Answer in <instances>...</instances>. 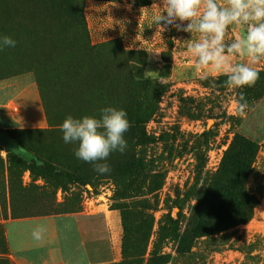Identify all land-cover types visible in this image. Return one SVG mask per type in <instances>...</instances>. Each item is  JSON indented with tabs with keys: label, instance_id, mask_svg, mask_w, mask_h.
Here are the masks:
<instances>
[{
	"label": "rangeland",
	"instance_id": "374dc122",
	"mask_svg": "<svg viewBox=\"0 0 264 264\" xmlns=\"http://www.w3.org/2000/svg\"><path fill=\"white\" fill-rule=\"evenodd\" d=\"M156 3L158 0H68L75 10L69 16L60 0H0V34L17 41L16 47L0 51V77H5L0 79V127L9 128L18 120L42 124L43 104L58 119L53 122L69 115H96L104 106L122 108L130 122L128 113L139 121L125 134L126 152L113 153L107 159L111 172L105 175H98L91 163L75 156L72 159L82 163L75 173L72 168L54 173L41 160L31 170L0 146V264H15L5 238V224L14 219L12 199L21 207L28 202L32 211L39 206V192L21 190L32 183L42 186L50 182L45 193L55 191L49 215L72 206L76 212L69 208L62 214L105 217L118 251L113 260L116 264H139L123 258V239L128 231V244L135 240L141 244L150 229L144 250L137 248L145 264L158 221L167 215L176 218L178 201L182 203V231L197 202V192L210 184L236 131L258 139L255 165L264 171V94L253 100L244 90L248 87L228 89L223 86L226 77L219 74L212 77L215 87L201 80L194 71L195 58L187 51L195 34L191 38L175 29L156 34L152 18L163 11ZM35 9L36 23L32 24L28 13ZM80 10L83 20L75 17ZM84 24L87 33L81 29ZM242 34L243 28L230 27L226 40ZM256 67L264 73V61ZM141 74L155 85L138 83L135 77ZM28 75L35 81L34 89L14 90L17 97L13 92L9 95L5 81ZM261 78L251 93L264 89V74ZM241 93L248 103L243 112L239 110ZM91 95L96 98L90 99ZM54 135L64 143L62 133ZM39 138L45 139L44 134ZM7 142L21 152L11 140ZM154 203V209L140 206ZM45 222L10 224L11 244L20 249L23 234L46 228ZM58 231L60 234L61 229ZM160 255L165 257L163 264H264V198L246 224L203 237L190 253H178L177 241L167 238Z\"/></svg>",
	"mask_w": 264,
	"mask_h": 264
},
{
	"label": "trees",
	"instance_id": "16d2710c",
	"mask_svg": "<svg viewBox=\"0 0 264 264\" xmlns=\"http://www.w3.org/2000/svg\"><path fill=\"white\" fill-rule=\"evenodd\" d=\"M49 1L52 3H59V0ZM60 1L65 5L63 8L64 12L69 16H74L75 10L72 8L73 6L71 4H68V0ZM45 8L48 10V7ZM33 13H37V10L29 11L27 19L28 22L32 24L36 23V20L33 18ZM81 13L80 10L78 13L79 15L75 16L79 20H83V15ZM55 28H57V25ZM81 29L87 33L85 24ZM259 73V79L256 84L261 82V76L264 74L262 71H259ZM4 78L5 77H0L1 80ZM135 80L138 83H143V86L150 87L155 85L153 79L145 78L143 74L136 76ZM244 90L249 92L247 94L254 98L253 100L260 99L264 94V89H259L255 93H251L254 91L252 86ZM60 91H62V89H60ZM93 98L95 99L96 96L93 97L91 95L90 99ZM50 108L51 107L46 108L43 104L47 127L0 128V146L5 147L9 157L13 156L19 159L26 164V168L28 169L32 170V164L37 160H41V165L45 169L53 170L54 173H63V170L65 171L71 168L75 173L79 171L82 163H78V161L72 159L74 151L71 148V144H68L69 147L67 144L61 143L57 136L55 137L54 134L58 132L61 133L59 125L63 121L53 122V120L58 119L50 115L48 111ZM128 115L131 120L130 125L135 127L139 121L136 120L133 113H128ZM42 134H44L45 139L39 138V135L41 136ZM203 136L205 135L203 134ZM7 140H11L16 147L30 153L33 159L27 160L20 156L15 149L6 144ZM258 151L259 143L257 138H251L244 132L236 131L230 145L224 153L222 163L210 181V184L206 189L197 192V202L191 207L189 218L182 231H180L182 203L178 201H175V206L178 208L176 218L167 215L161 221H158L155 238L151 244L152 250L145 264H163L165 262L164 255H160V249L167 238H174L177 241L178 253H190L192 249L197 246L198 241L203 237H212L249 222L264 198V171L257 169L255 165ZM49 186L50 182L46 181L42 186L32 183L27 187H22L21 190L26 193L28 191L39 192V195L36 197V199L38 198L37 204H39V206L35 207L32 211L31 207L33 205H30L28 202L21 207L16 205L12 199V218L17 219L35 217L37 215H49L51 213V208L55 205L54 201L51 199L55 191H50L48 195L45 193V191L49 189L47 188ZM11 196L12 198L14 197L12 194ZM155 205L154 203L152 206L147 204H141L140 206H142L143 209H154L156 208ZM71 207L72 206H64L61 209L62 211L57 212L58 210H55L54 213L66 212ZM71 209L72 212L77 211L74 210V208ZM81 230L87 247L89 248L90 244H95L97 250L98 256L96 259L91 258L92 264H116L112 260L109 245L107 247V252H104L103 248L101 250L98 248L100 244L99 235H102V242H105V240H103L105 223L102 218H92L81 222ZM86 234H88L90 238L86 237ZM149 235L150 229L146 232L145 240L141 244L136 240L128 244L130 233L126 231L123 239V258H133L130 260L131 262L144 264L142 251H137V248L144 250L143 248L146 246Z\"/></svg>",
	"mask_w": 264,
	"mask_h": 264
},
{
	"label": "clouds",
	"instance_id": "9594fccd",
	"mask_svg": "<svg viewBox=\"0 0 264 264\" xmlns=\"http://www.w3.org/2000/svg\"><path fill=\"white\" fill-rule=\"evenodd\" d=\"M154 5L163 9L152 18L156 34L173 29L189 33L191 38L195 34L187 51L195 58L194 71L201 80L215 87L212 77L219 74L226 77L223 86L232 90L257 82L260 73L256 65L264 61V0H158ZM230 27L243 28V34L226 40ZM16 45L15 39L0 34V51ZM233 58L237 62L233 63ZM247 107L241 93L239 110L243 112ZM130 126L124 109L104 106L96 115L67 116L59 129L63 142L74 145V156L91 163L98 175H105L111 172L109 156L126 152L125 134ZM44 231L42 226L35 228L33 238L41 240Z\"/></svg>",
	"mask_w": 264,
	"mask_h": 264
},
{
	"label": "crops",
	"instance_id": "0c3cea01",
	"mask_svg": "<svg viewBox=\"0 0 264 264\" xmlns=\"http://www.w3.org/2000/svg\"><path fill=\"white\" fill-rule=\"evenodd\" d=\"M34 83L35 81L33 77L28 75L23 78L21 77V79H9L5 81L4 85H7L9 95L15 94V97H17L19 93L14 92V90L21 91L22 89H34L32 87ZM0 89H2V87H0ZM5 89H7L6 86ZM1 93L3 94L4 91H1ZM6 95L7 94L4 93V97H6ZM43 116L44 117L41 122L42 124L34 126L30 125L29 123H21V121L18 120V122L15 121L16 123L9 128L47 127L45 115ZM0 128L6 129L4 127ZM6 144L8 145V142H6ZM2 147L5 149L4 146ZM16 152H18L20 156L24 157L27 160L33 159V156L25 150L21 149L22 153L19 151ZM92 218H102L104 220L105 233L103 236V240H105V242H102V235H99L98 238L100 240V244L98 245V248L100 250L103 248V251L107 252V247L109 245L112 260H114L116 254H118V251L114 249L116 246L113 241L114 239L112 233L110 232V228L108 226L106 218L103 216L82 218L74 213H61L55 215L35 216L8 220L5 224V238L9 250V256L15 264H92L91 258L96 259L98 256L97 250L95 244H90L89 248L87 247L81 230V222ZM32 221H46L45 223L47 227L44 228L45 231L43 233L42 239L37 241L33 238L32 232L34 229L28 233L22 232L24 233L23 237L21 236L23 238V243L20 249L16 250L15 244H11L8 227L14 222L21 224ZM56 221L59 222L60 226L57 227L55 223ZM59 228L61 229L60 234H58ZM85 236L90 238L88 234H86Z\"/></svg>",
	"mask_w": 264,
	"mask_h": 264
}]
</instances>
